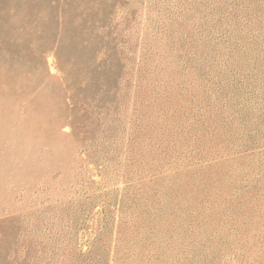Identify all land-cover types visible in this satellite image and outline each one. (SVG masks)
<instances>
[{"label":"rangeland","instance_id":"1","mask_svg":"<svg viewBox=\"0 0 264 264\" xmlns=\"http://www.w3.org/2000/svg\"><path fill=\"white\" fill-rule=\"evenodd\" d=\"M0 264H264V0H0Z\"/></svg>","mask_w":264,"mask_h":264}]
</instances>
